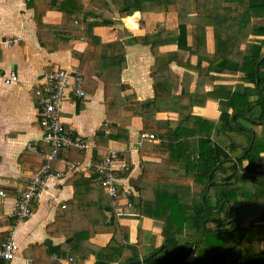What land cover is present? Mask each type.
Masks as SVG:
<instances>
[{"label":"crops","instance_id":"crops-1","mask_svg":"<svg viewBox=\"0 0 264 264\" xmlns=\"http://www.w3.org/2000/svg\"><path fill=\"white\" fill-rule=\"evenodd\" d=\"M184 2L183 5V0L178 1V10H175V4H171L160 13L135 12L123 18L120 11L124 0H0V191L4 193L0 197V244L12 236L19 247L14 261L0 264H23L26 258L35 262L37 255L42 257L49 245H63L69 237L65 232L88 230L89 223L84 220L86 213L79 205L73 206V182L77 180L76 173L93 182L95 167L108 148L118 150V168L123 163L128 166V171L118 175L120 189L131 196L139 195L138 188L144 177L153 179L161 176L164 170L169 173V167L166 169L163 163L166 155L159 148L161 140L158 132L162 124L158 122L177 121L176 100L182 93L193 97L192 115L214 122L219 120L221 105L217 99L207 97L213 87L206 83V75H212L215 84L232 85L240 82V76L211 72L207 62L197 68L198 58L189 52L178 58L172 57L178 50V42L176 37H170V30L179 26V11L183 9L196 24L198 0ZM201 3L205 9L234 6L223 0H201ZM82 5L77 19L80 22L75 20L72 24L71 14L77 17L74 11ZM65 14L70 20L66 23L63 22ZM110 20L114 21L113 25L102 24ZM96 22L99 24L88 36L83 35L82 30L76 31L80 23ZM192 22L186 23L188 29L195 27ZM161 31H164L161 37H153ZM206 34L207 49L214 53L211 27L207 28ZM149 36L153 38L143 41ZM14 38L18 41L8 46L5 41ZM113 43L116 44L114 48L123 47L125 50L126 66L121 73H111L103 63L106 58L115 56L112 47H104ZM191 43L190 35L188 44ZM87 62H92L86 67L84 80L87 97L78 100L66 95L61 106V119L67 128L95 146L87 151L61 150L63 152H59L58 161L52 165L59 177L48 183L40 202L32 203L30 217L17 224L12 216L15 203L43 164V159L29 152L27 145L38 142L40 150L49 151L42 142L35 84L46 72L83 67ZM167 69L175 74L172 93L163 92L165 86L162 85L160 99L159 96L155 98V81L159 77L158 81L164 83L163 75L159 73ZM11 72L18 74L19 81L6 85L4 76H9ZM118 94L126 103L123 109ZM153 101L155 103L148 106ZM121 129L126 130L120 134L122 139L103 142L107 135H117ZM142 134L154 135L155 139L141 140ZM125 136L127 139H124ZM67 164L77 165L84 171H69ZM182 167L179 166L184 172ZM81 182H76L80 191L85 189ZM96 187L94 192H89L92 191L91 197L95 194L90 199V208L97 217L108 207H114L118 215V207L114 203L109 204L104 190ZM121 209L123 215L118 216V222L129 228L130 243L138 242L139 230H142L147 251L163 244L161 222L140 216L135 205ZM67 211L76 219L69 221ZM106 215L111 218V212H106ZM112 237L111 233L104 232L94 236L91 243L103 247ZM260 245V249L264 250V243ZM70 256L67 251L61 259L62 264H70ZM85 264H96V257L91 254Z\"/></svg>","mask_w":264,"mask_h":264},{"label":"trees","instance_id":"trees-1","mask_svg":"<svg viewBox=\"0 0 264 264\" xmlns=\"http://www.w3.org/2000/svg\"><path fill=\"white\" fill-rule=\"evenodd\" d=\"M178 1L124 0L120 15L125 18L135 12L160 13L171 4L178 10ZM223 2L234 6L205 9L198 0L196 24L181 9L178 28L170 30V37H176L178 42V50L172 57L189 52L197 56V68L207 62L211 72L239 75L240 82L215 84L213 76L207 73L206 83L213 87L207 97L217 99L221 105V115L216 122L192 115L193 97L187 93L176 100L177 121L158 122L162 124L158 132L159 148L166 155L163 163L166 169L169 167V173L164 170L153 179L144 177L138 188L139 195H132L130 199L140 216L163 224V244L147 251L142 230H139L138 242L130 243L129 228L119 224L114 207L103 209L97 217L90 208V199L95 195L90 194L97 185L76 173L73 206L79 205L86 213L84 220L89 223L88 230L65 232L69 236L66 242L61 246L49 245L42 257L37 255L34 264H62L67 251L72 258L70 264H85L91 254L96 257V264H180L179 260L182 264H264V250L255 246L264 243V0ZM80 7L74 11L77 17L71 14L72 24L79 18L83 5ZM67 17L65 14L63 22L70 21ZM187 22L195 27L188 29ZM98 24L80 23L76 31L82 30L83 35L88 36ZM102 24L111 26L114 21ZM208 27L213 30L214 53L207 49ZM163 33L153 37H161ZM190 35L192 43L189 45ZM104 47H112L116 52L115 56L104 60L105 68H110L111 73H121L126 66L124 48H114L115 43ZM91 63L80 67L84 80L86 67ZM159 74L165 80L160 83L154 74L155 79L157 77L155 98L160 99L162 85L165 86L163 92L172 93L175 74L171 69ZM119 102L123 109L126 103L121 96ZM242 121L260 127L261 131L245 127ZM122 132L126 130L107 135L106 143L122 139ZM77 181H82L80 184L85 189L78 190ZM106 212H111L110 219ZM69 213L67 211V215ZM75 219L76 216L69 214V221ZM104 232L113 235L110 242L103 247L93 245L91 239ZM53 254L58 258H53ZM151 255L145 262L140 261Z\"/></svg>","mask_w":264,"mask_h":264},{"label":"built area","instance_id":"built-area-1","mask_svg":"<svg viewBox=\"0 0 264 264\" xmlns=\"http://www.w3.org/2000/svg\"><path fill=\"white\" fill-rule=\"evenodd\" d=\"M17 41L18 38H14L5 42L8 46H12ZM4 80L6 85L17 83L19 76L16 72H11L9 76H4ZM35 88L40 105L39 123L43 131L42 142L49 148V151L40 150L38 142H30L27 145V150L41 157L43 164L39 171L33 174L26 190L15 203L12 216L17 224L26 221L30 217L32 203L40 202L48 188V183L59 177V174L54 173L52 165L58 161L60 150L87 151L95 146L70 128H67L61 119V106L66 95L78 100L87 97V92L84 89V75L80 66L46 72L36 82ZM105 127H108V124H105ZM147 138L152 140L155 139V136L150 134L141 135V140ZM118 160V150L108 148L102 155V161L96 165L92 179L118 207L117 216H121L123 215L121 208L123 206L131 207L133 204L130 193L120 189L118 175L119 172L128 171V166L123 163L118 168ZM67 168L69 171L74 172L84 171L79 166L72 164H67ZM3 196V191H0V197ZM0 221H2L1 216ZM18 249L19 247L14 242L13 237H7L0 244V263L14 261ZM54 258H57L56 255H54ZM23 264H34V261L26 258Z\"/></svg>","mask_w":264,"mask_h":264},{"label":"rangeland","instance_id":"rangeland-1","mask_svg":"<svg viewBox=\"0 0 264 264\" xmlns=\"http://www.w3.org/2000/svg\"><path fill=\"white\" fill-rule=\"evenodd\" d=\"M110 94H112V92L110 93ZM214 122V121H213ZM242 124L245 126V127H248V128H250V129H253L254 131H261V129L260 128H258V127H256L255 125H251L249 122H245V121H242ZM105 140V139H104ZM104 142V141H103ZM106 142V141H105ZM256 248H258V249H260V243H257L256 245Z\"/></svg>","mask_w":264,"mask_h":264},{"label":"water","instance_id":"water-1","mask_svg":"<svg viewBox=\"0 0 264 264\" xmlns=\"http://www.w3.org/2000/svg\"><path fill=\"white\" fill-rule=\"evenodd\" d=\"M232 121H234V117H232ZM161 249V248H160ZM159 249V250H160ZM158 251H156L154 254H156ZM153 254V255H154ZM153 255H151V256H149V257H147L146 259H143V260H140L141 262H145L146 260H148L150 257H152ZM179 262H180V264H182V262H181V260H179ZM241 262H239V264H240Z\"/></svg>","mask_w":264,"mask_h":264}]
</instances>
